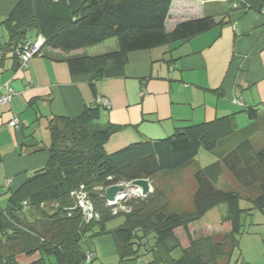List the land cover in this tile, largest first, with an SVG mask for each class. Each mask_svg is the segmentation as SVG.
I'll use <instances>...</instances> for the list:
<instances>
[{
  "label": "trees",
  "instance_id": "1",
  "mask_svg": "<svg viewBox=\"0 0 264 264\" xmlns=\"http://www.w3.org/2000/svg\"><path fill=\"white\" fill-rule=\"evenodd\" d=\"M239 1L244 9L264 15V0ZM172 4L173 0H18L0 24L7 35L0 42V61L13 53L21 68L18 51L37 35L45 38L42 52L50 48L65 54L115 38L117 50L66 58L71 74L88 76L96 94V81L124 74L130 52L186 42L219 24L214 16L206 15L183 20L168 31ZM101 108L88 105L76 117L49 121L47 164L16 190L10 189L7 205H0V264H21L17 255L22 253H40L29 264H91L93 257L83 242L104 234L114 236L121 261L138 258L144 246L141 239L153 235L154 263L232 264L250 224L247 216L253 210L264 212V143L255 144L264 111L246 108L251 123L243 128L234 113L178 128L166 138L141 140L108 152L106 143L121 127L96 123ZM201 148L216 153L217 160L195 171L190 208L170 209L163 189L155 196L131 200L130 211H116L118 204H108L109 186L182 171ZM226 171L237 189L217 187ZM82 186L93 205L92 218L76 196ZM160 197L165 201L153 205ZM243 197L250 207H241ZM221 204L227 205L221 225L196 226ZM119 216H124V222L109 227ZM178 248L182 253L174 257ZM45 256H53L54 261Z\"/></svg>",
  "mask_w": 264,
  "mask_h": 264
},
{
  "label": "crops",
  "instance_id": "2",
  "mask_svg": "<svg viewBox=\"0 0 264 264\" xmlns=\"http://www.w3.org/2000/svg\"><path fill=\"white\" fill-rule=\"evenodd\" d=\"M17 2L0 0V24ZM206 15L219 24L186 42L130 52L124 74L96 81V94L88 76L71 74L66 58L117 50L115 38L69 54L45 48L23 68H17L13 53H6L0 84L11 81L16 94L0 106V191L8 198L10 189L47 164L52 118L76 117L88 105L102 107L96 123L121 127L106 143L108 152L229 114L236 113L238 121L249 107L264 111V15L244 9L239 0H173L166 28ZM6 38L0 31V42ZM13 113L20 117L19 128L8 124ZM141 243L140 256L124 261L112 234L87 238L83 246L93 257L91 264H164L154 263L153 235ZM39 257L17 255L21 264ZM232 264H264V212L241 236Z\"/></svg>",
  "mask_w": 264,
  "mask_h": 264
},
{
  "label": "rangeland",
  "instance_id": "3",
  "mask_svg": "<svg viewBox=\"0 0 264 264\" xmlns=\"http://www.w3.org/2000/svg\"><path fill=\"white\" fill-rule=\"evenodd\" d=\"M215 6L218 5V3H214ZM171 23H168V26ZM1 32H5L4 28L1 27ZM44 53V51H43ZM251 123V120L249 119V116L247 113H244L241 116H238L237 124L239 128L246 127ZM260 135L257 136L255 139L256 145H261V143H264V115L260 119ZM217 160V155L214 152H210L204 148L200 149V152L196 156L194 162L187 167L186 169L173 173H163L160 175H157L154 180H150L151 188L150 192L147 195L155 196L157 195V192H160V189H163L165 192L166 199L169 200L170 205L169 208L173 210L178 209H186L190 208L192 203V195L195 190V183H194V173L199 168L205 167ZM125 185L124 194L125 196L121 199L117 200L115 199L112 202L108 201V204L110 205H117L116 211H130L132 209V205L128 204L131 200L137 201L138 199H144L145 196L142 193V188L137 187L135 185H132L131 182L123 183ZM218 188L222 189H237L238 185L233 180L231 175L226 171L220 178V181L217 185ZM121 195H124V194ZM245 195L246 193L243 192ZM164 195V194H163ZM7 194L4 193V190L1 189L0 191V205L5 207L7 204L8 198L6 197ZM117 200V201H116ZM165 201L164 199L161 200V197L158 198L157 201H153V205H160ZM252 204L248 202L247 199L244 197L241 199V207L247 208L250 207ZM115 211V212H116ZM227 213V205L221 204L220 206H217L215 208H212L208 211L205 218L199 220L197 222V227H203L207 224H210L212 226H218L220 225L221 221L223 220V216ZM253 214L250 216H247V224L251 222H256L261 217V212L259 210H253ZM124 216H119L113 220H111L108 223L109 227H117L121 225L124 222ZM181 241L183 243L187 244V239L185 238L183 230L179 229L177 231ZM182 253L181 248H178L173 253L174 257H179ZM19 255V254H18ZM46 259L54 261L53 256H45Z\"/></svg>",
  "mask_w": 264,
  "mask_h": 264
},
{
  "label": "built area",
  "instance_id": "4",
  "mask_svg": "<svg viewBox=\"0 0 264 264\" xmlns=\"http://www.w3.org/2000/svg\"><path fill=\"white\" fill-rule=\"evenodd\" d=\"M44 43H45V38L42 35H37L36 37L29 39L26 43L23 44V47L21 48V50L18 51V54L21 60V68L27 66V63L30 61L32 57L43 54L42 47ZM15 94H16V91L14 87L12 86L11 81H7L3 84H0V106L10 103L13 97L15 96ZM102 104L106 108H110L109 101H103ZM20 122L21 121H20L19 115L16 113H13L8 124L10 127L19 128ZM76 196H77V199L79 200L80 205L83 207L84 211L87 213L88 217L92 218L94 215L93 205L87 196V192L83 190V186L79 191H77ZM120 196H125V194L120 195ZM120 196L116 198L118 199L120 198ZM90 258L91 257L89 256L88 260H90Z\"/></svg>",
  "mask_w": 264,
  "mask_h": 264
},
{
  "label": "water",
  "instance_id": "5",
  "mask_svg": "<svg viewBox=\"0 0 264 264\" xmlns=\"http://www.w3.org/2000/svg\"><path fill=\"white\" fill-rule=\"evenodd\" d=\"M131 184L142 188L143 195H147L150 192L151 183L147 178L133 180ZM124 189L125 185L123 183H116L109 186L106 190L107 199L110 201H114L116 199V195L118 193H123Z\"/></svg>",
  "mask_w": 264,
  "mask_h": 264
},
{
  "label": "bare ground",
  "instance_id": "6",
  "mask_svg": "<svg viewBox=\"0 0 264 264\" xmlns=\"http://www.w3.org/2000/svg\"><path fill=\"white\" fill-rule=\"evenodd\" d=\"M106 190H107V189H106ZM120 195H121V193H118V194L116 195V197H118V196H120ZM122 197H124V196H120V198H118V199H121ZM116 199H117V198H116ZM118 199H117V200H118ZM109 202H112V201L109 200Z\"/></svg>",
  "mask_w": 264,
  "mask_h": 264
}]
</instances>
